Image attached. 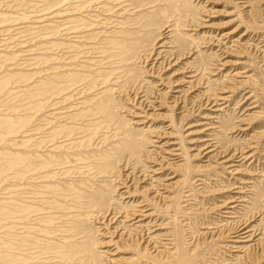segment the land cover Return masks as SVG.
Here are the masks:
<instances>
[{"label": "rangeland", "instance_id": "1", "mask_svg": "<svg viewBox=\"0 0 264 264\" xmlns=\"http://www.w3.org/2000/svg\"><path fill=\"white\" fill-rule=\"evenodd\" d=\"M238 1L0 0V264H102L101 233L116 227L114 239L121 242L110 248L117 246L118 258H138L125 264H203L223 249L204 243L191 254L187 226L198 234L207 218H217L215 208L204 210L226 195L214 194L219 186L213 179L222 187L236 184V177L253 182L246 185L247 208L239 220L264 208V0H244L245 8ZM201 24L211 28L199 29ZM212 39L221 46L208 45ZM164 57L180 62L170 66ZM176 68L191 70V84L202 85L192 94L195 101L231 87L213 120L202 118L208 110H198L179 122L182 111H174L168 98L162 110L137 108L131 99L136 92L153 100L155 89L159 95L168 90L162 79ZM189 86L173 95H185ZM171 122L177 125L169 128ZM204 122L216 126L209 138L218 152L253 146L252 163L240 167L249 176L227 173L215 152L197 154L201 144L189 150L188 141L204 136ZM244 125L247 131L238 130ZM165 141L175 142L180 153L164 170L175 175L174 192L167 195L176 197L167 209L154 204L153 219L166 225L177 258L157 260L143 254L146 243L132 240L131 222L122 217L108 228L98 218L133 204L118 189L120 178L151 169L155 152L169 156L159 149ZM208 164L214 167L197 171ZM200 176L208 184L192 183ZM147 183L130 182L129 193L146 196ZM188 189L195 196L191 214L181 207ZM261 217L256 251L264 241Z\"/></svg>", "mask_w": 264, "mask_h": 264}, {"label": "bare ground", "instance_id": "2", "mask_svg": "<svg viewBox=\"0 0 264 264\" xmlns=\"http://www.w3.org/2000/svg\"><path fill=\"white\" fill-rule=\"evenodd\" d=\"M239 8L242 6V8L247 7L246 1L239 0L235 3ZM199 29H210L211 26L208 24H201L198 26ZM230 32L229 34H231ZM160 38V37H159ZM158 38V39H159ZM208 45L212 44L214 46H221L220 40L212 39L209 40ZM158 47H166V44L161 43L158 45ZM166 52V51H161ZM161 54V53H160ZM149 55V54H148ZM148 57V56H147ZM163 57V56H162ZM161 57V58H162ZM159 59V58H158ZM158 60H156L155 64ZM164 61L168 62L170 66H177L180 61L174 60L173 58L166 59L164 57ZM163 61V62H164ZM162 62V63H163ZM244 62H239L238 64H243ZM217 65L219 66H225L224 63L217 62ZM214 69L222 70L221 68ZM164 72V71H163ZM240 73H246L245 71H241ZM164 74V73H163ZM211 76H216L217 73L211 72ZM195 75L192 74V71L189 69H181L176 68L169 76L168 78H163L162 81H165V83H161L162 85L166 86L164 88H168L167 91H163L162 93L157 92L158 89H155V92H153V100H150L147 96V94H143L139 96V93L136 92L133 98H131L133 101L138 103L137 108H147V110H162L167 105V98L171 99L170 104L171 108L175 110H181L182 116L180 118V121H182V118L185 120L186 117H189L191 115H196V111L200 110H208L209 112L202 113V118L206 121L213 120L215 118V113L222 111L221 107L224 108L226 105H223L225 101L228 100V93L231 90V87H223L220 89V91H217L216 93L212 94L213 97L207 96L202 101H195L194 96L192 95L194 90H197V88H200V85H193L191 84L192 81L189 79H192ZM243 77H247V75H244ZM243 83L242 82H239ZM189 84L188 90L186 91L185 95L183 96H177L173 95V93H180L182 90L181 88L185 85ZM182 86V87H181ZM164 96L163 99V95ZM183 97V98H182ZM249 97H246V100H248ZM156 103H158V107L156 106ZM169 103V102H168ZM255 105L249 106L246 109L254 108ZM179 113V112H178ZM250 115V114H249ZM135 116H141L135 115ZM251 116V115H250ZM252 117V116H251ZM134 124H140L139 121H136ZM173 123L171 122L169 124V128L173 126ZM202 125L207 124L206 122L200 123ZM177 125V124H176ZM193 125H188L187 128L192 127ZM216 126L210 125V123L207 124V127L199 131V134H204V136L199 137V139H192L188 141L191 146H189V150L193 151L195 150V146L197 144H201L202 147L199 148L198 153H202V157L207 156L210 153H213L214 155H218V163H221L224 166V169H226L227 173H230L232 176H235L237 174H242V176H249L248 170H241V166L247 162L248 160H251L249 164L252 163V159L254 156V153H249V150L253 147L251 145L246 146V148H237L233 151H229L228 149H225L223 151H216L217 147L216 144L212 143L211 139L209 138L210 130L215 129ZM249 128L247 126H241L238 127V130L240 131H247ZM235 130H232L234 132ZM164 132V131H163ZM161 132V134L163 133ZM193 134V131L188 132L186 136H191ZM208 136V137H207ZM254 138V137H253ZM161 142V140L159 141ZM172 144H175V142H168L165 141L164 144H162L164 147L162 148L160 146V152L169 156H158L157 152L154 153V156L150 159V163H152L153 166H151V169H147L148 171H143L137 173L135 170L131 173V175H124L120 178L119 187L118 189H124V195H127L125 198H129V200H132L133 204L128 207L126 210H121L117 212V214L109 219H107V215H104L99 219V222L102 224H105V226H108V228L111 227L112 224H115L116 221L119 218H125L126 222H131L128 226L132 227V233L131 238L133 241H137L140 244H144L143 246V254H148L152 258L159 259H169V257L172 256L173 259L177 258L175 256V252H171L173 250V242L172 238L170 237V233H165L166 225H161L160 223H157V219H161V217H157V219H153L156 215V212L153 211L152 206L154 204L162 203L161 205L164 208H168L171 205H165L167 202H171L174 196H168L167 192H174L173 189L175 188L177 181L172 182L171 179L175 178L174 176L169 177V174H165L164 170H167L168 168L175 165V163L178 160V157H180V153L177 152V148H174ZM172 147V149H170ZM250 148V149H249ZM210 155L208 157V160L210 158H214L215 156ZM195 155V154H194ZM172 156V158L170 157ZM193 156V155H192ZM194 158V157H193ZM175 162V163H174ZM248 164V165H249ZM214 165L208 164L205 167L201 169H197V171H208L212 169ZM156 174H160L158 178H154ZM165 174V175H164ZM166 176V178H161V176ZM236 184H233L231 187H222L221 183L217 181V179H213L216 181L218 189L214 190V194H221L226 193V195L223 197L222 200H216V203L213 204L210 208H205L204 210H211V208H215V211H218L216 213L217 218L210 217L207 218V221H205L204 226H200V229H202V232L197 231L198 234H195L194 232H191L190 227L187 226V234H188V243L190 246H194L193 251L191 254H193L195 251H197V247L200 245H203L204 243H216L218 244L219 248H222L223 251H219V253H215L216 256H210L211 260H208V262H204L203 264H231V260H233L234 263L232 264H264V241L261 244L262 248L258 249L256 251V246L259 245L261 231L262 228L259 226H256V220L259 216L262 215L261 219H264V208L258 206L257 208H254L250 211V213L247 215L246 218L239 220V214L241 213L240 210H243V208H247L244 206L243 203H246L247 200L243 198V195L249 193L250 189L246 188L247 184H252V181L246 180V178L236 177ZM151 181L150 188L146 189L145 194L146 196L141 197V193H135L136 190L132 191V193H129L130 188L132 187L130 182L132 183H145L147 181ZM154 183V184H153ZM195 186H204L205 184H208L205 182V179L202 178V176L197 177L193 180ZM172 189V190H171ZM142 190V189H141ZM198 190V189H195ZM202 191V190H201ZM153 193V195H151ZM166 194V195H165ZM207 195H211V193H208ZM140 196L141 200L134 199V197ZM181 202L184 203L181 207H183L186 210V214L193 213L190 210L191 204H193L194 200V192L192 189H188L185 191V193L181 196ZM124 198V199H125ZM262 201H264V196L262 197ZM203 211V210H202ZM109 216V214H108ZM154 220V221H151ZM152 224H149L151 223ZM186 224V223H185ZM106 228V227H105ZM117 227L114 228L112 231L107 232L109 235H107L105 232H102L101 236V243L100 248H105L104 250L106 256L103 259L102 264H125L130 262H136L138 258H132V259H126V258H118L120 256L119 249L117 246L115 248H110L113 245L117 244L119 241L115 240V236L117 235ZM264 231V230H263ZM116 234V235H115ZM201 234H214L215 237L206 238L205 242H198L197 236ZM213 235V236H214ZM107 238V239H105ZM217 240V241H216ZM121 242V241H120ZM119 242V243H120ZM214 243V244H215ZM153 253V255H152ZM118 258V259H117ZM171 259V260H173ZM149 264H157L156 262H148Z\"/></svg>", "mask_w": 264, "mask_h": 264}]
</instances>
